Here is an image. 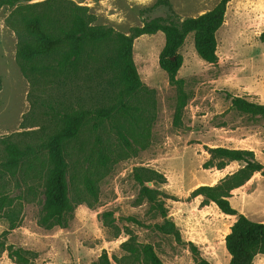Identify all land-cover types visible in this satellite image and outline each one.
Wrapping results in <instances>:
<instances>
[{"label": "rangeland", "instance_id": "obj_1", "mask_svg": "<svg viewBox=\"0 0 264 264\" xmlns=\"http://www.w3.org/2000/svg\"><path fill=\"white\" fill-rule=\"evenodd\" d=\"M45 0H0V140L39 147L13 171L3 166L0 142V264H149L150 244L164 264H228L224 239L238 214L264 223V175L230 190L235 215L223 213L200 186H214L245 165L218 168L210 149H247L264 165V116L241 114L227 94L264 104V0H230L216 31L215 63L196 53L190 32L176 83L158 65L164 34L133 40L132 56L142 88L129 99L137 107L98 127L86 120L67 145L65 181L70 204L62 226L47 220L46 151L40 147L59 126L60 114L107 107L119 101L112 45H90L82 63L58 68L51 59L24 66L16 56L26 37L22 19ZM219 0H48L52 19L77 5L90 24L130 33L159 19L181 21L211 10ZM118 132L126 138L123 141ZM102 156H107L102 165ZM91 183L92 188L88 185ZM171 222L177 234L158 226ZM252 264H264L258 253Z\"/></svg>", "mask_w": 264, "mask_h": 264}, {"label": "trees", "instance_id": "obj_2", "mask_svg": "<svg viewBox=\"0 0 264 264\" xmlns=\"http://www.w3.org/2000/svg\"><path fill=\"white\" fill-rule=\"evenodd\" d=\"M230 0H219L211 9L198 16L187 17L181 21L163 22L154 19L145 22L140 27H134L128 34L90 24L81 7L74 5L65 18L52 19L46 15L43 6L48 0L34 4L29 16L22 19L26 37L19 41L16 56L22 64V69L29 67L35 71L42 69L40 63L34 65L35 60L51 59L58 68L74 67L83 61L84 53L90 45L107 43L112 45L116 65L118 68L119 101L107 107L92 109L80 108L64 111L60 114L59 126L40 144L46 151L47 172L45 175L47 220L62 226L70 204L67 196L65 181L66 149L67 145L76 139L82 131L86 120L93 119V126L98 127L103 120L116 114L129 115L137 111V107L128 103L141 88L133 56V40L143 34H153L161 31L164 34V45L158 56V65L168 75L170 83H176L177 71L182 65L183 57L179 48L188 33H193V44L197 55L207 63H215L216 31L224 20L226 5ZM264 41V32L260 34ZM230 105L241 114L249 116H264V104L255 103L245 97L227 94ZM119 137L125 141L122 132ZM5 144L3 166L15 171L22 160L39 149L27 144L23 147L11 140V136L0 140ZM212 158L219 159L218 168H222L230 161L245 163L238 174L223 179L214 186H200L194 194H202L206 201L214 202L225 214L235 215L236 210L229 203L230 190L241 185L253 172L264 175V165L257 162L254 153L247 149L215 147L209 150ZM107 156H102V165L106 164ZM91 188V183L88 184ZM165 233L177 234L173 223L168 222L158 226ZM225 249L229 254L228 264H252L258 253L264 254V223L248 219L238 214L226 234ZM141 253L149 264H164L150 244L141 247ZM102 264H110L106 254L102 255ZM196 264H210L206 259L199 258Z\"/></svg>", "mask_w": 264, "mask_h": 264}]
</instances>
